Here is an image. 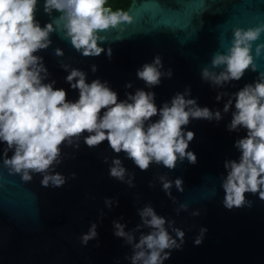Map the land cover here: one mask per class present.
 Listing matches in <instances>:
<instances>
[{"label": "water", "instance_id": "water-1", "mask_svg": "<svg viewBox=\"0 0 264 264\" xmlns=\"http://www.w3.org/2000/svg\"><path fill=\"white\" fill-rule=\"evenodd\" d=\"M124 11L133 20L108 30L109 38L103 41L111 45V57L107 48L100 55L85 56L62 31L51 33L52 44L39 51L56 87L66 88L70 99L79 97V89L65 79L67 70L61 65L65 60L86 69L89 80H108L123 99L128 91L146 87L137 77V68L160 53L165 68L171 67L174 74L154 86L158 104L190 86L191 95L201 105L222 108L224 100L216 99L219 89L202 79L201 69L217 49L224 50L230 43L234 26L264 20V0H132ZM59 15L56 10L46 12L40 0L37 18L42 24ZM57 47L65 49L64 57L56 55ZM256 62L259 69H247L240 80L227 85L230 91L264 71V54L256 56ZM94 63L99 66L97 71L92 70ZM128 81H133L131 88L126 87ZM230 120L231 112L220 121L193 118L186 127L196 132L190 148L197 152L198 162L185 159L175 169L153 164L142 170L123 151L113 152L107 140L97 147L83 141L78 149L65 146V159L58 170L69 178L62 187L44 186L39 174L25 181L0 167L4 173L0 177V264H89L90 260L92 264H131L125 258L131 247L114 234L113 220L135 226L140 221L138 208L149 201L187 230L184 247L174 249L165 264H264V199L247 193L254 200L251 207L229 209L222 203L224 161L239 157L235 140L246 134V129L230 131L226 126ZM3 147L0 142V153ZM106 154L124 157L128 168L135 171L134 186L109 176L108 162L103 159ZM72 172L77 175L73 177ZM161 172L184 179V191L173 186L175 201L157 178ZM153 180L154 186L150 184ZM106 196L118 197L119 203L108 208ZM181 203L189 207L177 212ZM196 208L200 215L192 214ZM93 220L99 221V236L84 244L81 234ZM202 225L209 230L204 242L196 244Z\"/></svg>", "mask_w": 264, "mask_h": 264}, {"label": "clouds", "instance_id": "clouds-1", "mask_svg": "<svg viewBox=\"0 0 264 264\" xmlns=\"http://www.w3.org/2000/svg\"><path fill=\"white\" fill-rule=\"evenodd\" d=\"M39 3L40 0H0V142L4 144L0 167L19 174L25 181L39 174L44 186L62 187L69 178L58 170L65 159V146L78 149L83 141L97 147L107 140L113 152L123 151L142 170L153 164L175 169L185 159L198 162L197 152L190 148L196 132L186 125L193 118L220 121L231 112L227 128L246 129V134L235 140L239 157L224 161L222 203L229 209L251 207L254 200L247 193L264 199V71H258L254 81L236 91L227 87L240 80L247 69H259L256 56L264 54V20L247 27L234 26L230 43L224 50L217 49L201 69L202 79L219 89L216 99L224 100L222 108L201 105L199 98L191 95L190 86L158 104L154 86L174 74L171 67L165 68L160 53L137 68V77L146 87L128 91L123 99L108 80H89L86 69L62 60L67 70L65 79L72 88L79 89V97L70 99L66 88L56 87L57 81L49 79L50 70L39 51L52 44L51 33L62 31L85 56L100 55L107 48L111 57V45L103 43L109 38L108 30L119 28L123 21H132L133 16L113 8L110 0H44L46 12L56 10L60 15L42 24L37 18ZM55 53L64 57L65 49L57 47ZM98 67L94 63L92 70ZM132 86L133 81H128L126 87ZM103 159L108 162L109 176L135 185V171L128 168L124 157L106 154ZM3 174L0 170V177ZM157 178L174 201L173 186L184 191L182 176L173 178L161 172ZM150 184L154 186L155 180ZM104 199L108 208L119 203L118 197ZM188 207L181 203L177 212ZM138 213L140 221L131 228L122 219L113 220L114 234L131 247L125 258L131 264H165L174 249L184 247L187 230L150 201L139 207ZM200 213L196 208L192 214ZM98 225L99 221H92L81 234L82 243L99 236ZM208 230L207 225H202L194 243H203Z\"/></svg>", "mask_w": 264, "mask_h": 264}, {"label": "trees", "instance_id": "trees-1", "mask_svg": "<svg viewBox=\"0 0 264 264\" xmlns=\"http://www.w3.org/2000/svg\"><path fill=\"white\" fill-rule=\"evenodd\" d=\"M132 0H110L111 6L113 8H119L122 10H126L130 5Z\"/></svg>", "mask_w": 264, "mask_h": 264}]
</instances>
